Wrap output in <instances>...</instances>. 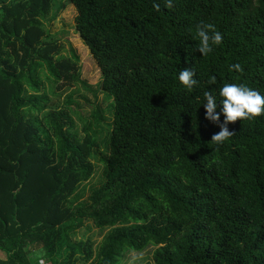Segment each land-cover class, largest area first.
Returning a JSON list of instances; mask_svg holds the SVG:
<instances>
[{
	"label": "trees",
	"instance_id": "1",
	"mask_svg": "<svg viewBox=\"0 0 264 264\" xmlns=\"http://www.w3.org/2000/svg\"><path fill=\"white\" fill-rule=\"evenodd\" d=\"M69 1L113 100L108 151L90 133L81 142L67 113L46 112L42 73L80 80L77 53L43 38L56 0H0V264H34L33 246L51 264H117L151 246L155 264H264V115L229 122L233 135L216 144L203 105L210 91L219 111L225 84L264 94V0ZM205 24L223 35L207 56ZM92 157L103 179L78 202ZM87 220L109 229L96 250L72 237Z\"/></svg>",
	"mask_w": 264,
	"mask_h": 264
},
{
	"label": "rangeland",
	"instance_id": "2",
	"mask_svg": "<svg viewBox=\"0 0 264 264\" xmlns=\"http://www.w3.org/2000/svg\"><path fill=\"white\" fill-rule=\"evenodd\" d=\"M60 5L62 8L58 9ZM77 15L75 5L69 0H56L52 3L48 17L42 19L44 40L61 47V54L64 56H71L73 51L79 56L77 74L80 77L78 82L69 84L48 79L47 75L42 73L43 89L49 96L46 112L67 113L74 121L73 132L79 140L82 142L86 134L90 133L95 141V148L106 154L112 131L109 124L113 122V100L101 90L102 72L77 31ZM96 110H100L103 117L101 125H97L94 121L93 116ZM90 161L94 166L90 178L82 181L71 196V198H77L78 202L87 200L91 189L99 186L103 179V162L97 157L90 158ZM108 231L109 229L96 228L91 221L87 220L82 228L72 234V237L76 242L81 240L90 242L96 250ZM154 250L155 247L151 246L143 252H124L117 264H155ZM32 252L34 264H51L43 256L44 251L41 246H33ZM78 264L84 263L80 260Z\"/></svg>",
	"mask_w": 264,
	"mask_h": 264
},
{
	"label": "clouds",
	"instance_id": "3",
	"mask_svg": "<svg viewBox=\"0 0 264 264\" xmlns=\"http://www.w3.org/2000/svg\"><path fill=\"white\" fill-rule=\"evenodd\" d=\"M165 6L171 8L173 0H165ZM155 7L159 10L158 4ZM198 37V50L203 56H207L213 51L214 47L221 45L223 42L222 33L215 30L212 24L199 26ZM231 67L236 71L243 70L239 64L232 65ZM195 76V71L185 69L179 72L178 79L186 89L191 90L198 83ZM215 82V76L211 77L209 84H215ZM219 96L223 98L219 101L222 107L217 111L218 102L216 96L210 91L204 93L205 118L218 123L221 129L211 137L213 143L222 144L233 135V132L229 131L227 127L229 122H235L238 118L247 120L264 115V94H261L258 90L243 84H225L220 88ZM221 114L224 116L223 123H220Z\"/></svg>",
	"mask_w": 264,
	"mask_h": 264
},
{
	"label": "crops",
	"instance_id": "4",
	"mask_svg": "<svg viewBox=\"0 0 264 264\" xmlns=\"http://www.w3.org/2000/svg\"><path fill=\"white\" fill-rule=\"evenodd\" d=\"M1 255H2L3 257H5L4 253H1Z\"/></svg>",
	"mask_w": 264,
	"mask_h": 264
}]
</instances>
